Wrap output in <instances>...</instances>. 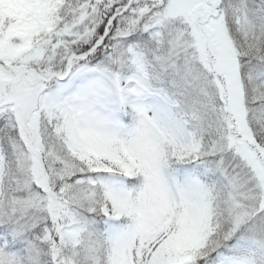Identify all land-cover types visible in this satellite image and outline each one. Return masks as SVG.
I'll use <instances>...</instances> for the list:
<instances>
[{"label": "snow or ice", "instance_id": "1", "mask_svg": "<svg viewBox=\"0 0 264 264\" xmlns=\"http://www.w3.org/2000/svg\"><path fill=\"white\" fill-rule=\"evenodd\" d=\"M0 264H264V0H0Z\"/></svg>", "mask_w": 264, "mask_h": 264}]
</instances>
